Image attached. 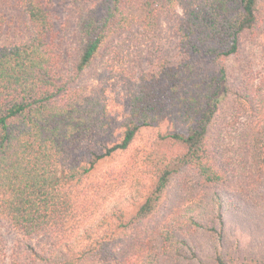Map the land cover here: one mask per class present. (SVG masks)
<instances>
[{
    "label": "trees",
    "instance_id": "16d2710c",
    "mask_svg": "<svg viewBox=\"0 0 264 264\" xmlns=\"http://www.w3.org/2000/svg\"><path fill=\"white\" fill-rule=\"evenodd\" d=\"M70 3L60 31L53 0H0L24 13L29 31L0 46V221L27 248L10 264H203L198 233L214 264H264V248L230 244L224 226L228 210L264 209V107L237 139L249 164H238L242 196L199 191L231 181L233 137L219 115L226 103L250 102L244 87L230 89L224 61L253 32L259 0ZM161 22L177 38L174 64L155 40ZM3 24L0 13V33ZM128 42L149 67L126 79L119 121L105 83ZM144 129L157 130L155 142L133 147ZM1 253L0 243V264Z\"/></svg>",
    "mask_w": 264,
    "mask_h": 264
},
{
    "label": "rangeland",
    "instance_id": "374dc122",
    "mask_svg": "<svg viewBox=\"0 0 264 264\" xmlns=\"http://www.w3.org/2000/svg\"><path fill=\"white\" fill-rule=\"evenodd\" d=\"M70 0H53L51 12L54 16L55 24L60 31L65 19L68 17ZM0 13L3 15L4 24L0 33V46H10L12 44L25 41L29 38V31L26 28L24 13L14 7L0 5ZM69 25V24H68ZM66 26V28L68 27ZM74 30L73 21L69 25V31ZM172 30L165 22H161L159 35L155 38L161 45V54L171 63L174 64L179 60V53L176 48L177 38L172 34ZM154 38V37H153ZM146 40V39H145ZM138 41V40H137ZM149 42V41H148ZM120 48L125 52L122 53L121 61L117 68H113L107 79L106 97L110 104V114L117 117L119 121L126 115V86L125 81L128 78H134L142 69L149 66L145 64L144 59L138 57V47L135 42L125 43ZM141 49H145L141 47ZM146 54V52H145ZM138 61L142 63L139 66ZM200 66L209 73H215L218 65L204 58L198 60ZM225 65L228 70V82L230 89L237 91L243 89L247 94L249 105L235 102L234 104L226 103L219 115L223 121L224 128L233 137L228 145V153L232 157L227 158V170L231 173L228 183L221 184L215 188L209 186L199 191L205 192L212 189L224 191L227 196L235 199L241 197L245 191L241 172L248 170L247 157L245 152H241L239 142L241 134L249 130V122L254 120L258 108L264 107V0H259L258 4V23L252 33H247L241 37V44L236 55H231L225 59ZM100 69L101 66L99 65ZM122 75H120V74ZM105 78V77H104ZM89 87L96 83L89 82ZM256 111V112H255ZM157 130L144 129L136 137L133 147L152 144L157 138ZM127 154L117 158L108 159L107 163L102 164L99 168L106 169L112 165L118 167L121 161L126 159ZM238 164L245 166L242 170ZM189 173H185L188 177ZM264 177V175H263ZM177 184L172 187L175 192ZM246 194V193H245ZM225 232L229 243L238 244L242 249L262 250L264 248V209L260 207H251L248 209H231L225 215ZM0 243L2 247L1 264H10L13 260H24L27 258V248L24 240L18 233L10 229L4 222L0 221ZM197 254L203 264H214L212 258V248L210 243L204 237V234L197 235ZM178 264H198L193 259L181 260Z\"/></svg>",
    "mask_w": 264,
    "mask_h": 264
}]
</instances>
